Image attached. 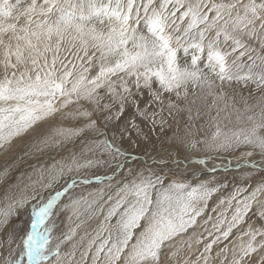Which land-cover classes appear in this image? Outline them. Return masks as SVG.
<instances>
[{"label": "snow or ice", "instance_id": "6c2138e0", "mask_svg": "<svg viewBox=\"0 0 264 264\" xmlns=\"http://www.w3.org/2000/svg\"><path fill=\"white\" fill-rule=\"evenodd\" d=\"M189 49L190 60L179 55ZM240 83L260 93L240 97L243 112ZM209 98L216 115L198 136L192 105ZM230 107L244 127H221ZM182 112L173 140L186 171L170 178L165 162L113 184L136 159L123 146L131 134L149 140ZM24 136L34 151L64 153L34 169L32 199L60 190L31 207V231L0 243V264H23L17 235L27 264H264V0H0V150ZM245 146L242 158L260 159L239 160L238 179L212 175L233 169L211 161ZM93 185L87 199L76 191ZM85 200L99 222L58 229L57 207ZM28 204L14 198L3 225Z\"/></svg>", "mask_w": 264, "mask_h": 264}, {"label": "rangeland", "instance_id": "374dc122", "mask_svg": "<svg viewBox=\"0 0 264 264\" xmlns=\"http://www.w3.org/2000/svg\"><path fill=\"white\" fill-rule=\"evenodd\" d=\"M192 52L193 50L189 49L187 54L181 51L179 55L187 60H190ZM233 88L237 94V102L235 107L241 109V112H243V100H240V97L247 99L249 98L250 94L253 98L260 95L259 92L254 90V86L250 88L244 83L234 84ZM229 93L231 96V90H229ZM210 102L211 98H209L207 101L197 100L196 103L192 105L193 124L195 126L193 131L198 136L205 135L209 131L207 121L209 120L210 116L216 115V108H211L209 110L207 107ZM232 102L233 101L229 99V103L231 104ZM248 103L249 105L253 104L254 99H248ZM221 107H223L222 104ZM197 109L200 111L199 118H196ZM228 113H231V121L224 118ZM187 117L188 114L186 112L180 113L175 120H170V127L166 126L163 131L157 129L156 131L150 133L149 140H144L143 138L137 139L135 133L133 132L131 135L133 141L135 142L132 143L126 140L123 146L129 151L130 155L136 159L130 160L124 168L123 173L118 174L112 183L115 184L117 181L122 179H133L139 171L143 170L145 166H152L157 171H159V168H156V165H162L165 162H167L168 166L164 168V173H167L170 178H179V172L186 171V162L181 163L178 172L175 161L178 159L183 160L184 153L179 150L178 141H174L173 137L182 136L184 134ZM55 122L59 123L60 118L57 117ZM220 122L221 127L225 130L244 127L247 123L246 120L242 119L238 124L236 121L235 110L231 107L227 110V112L221 113ZM202 125L203 127H201ZM46 128H48V125L42 124L41 128L38 129V132L43 131ZM145 131H148L146 126ZM77 146H79V142ZM248 151H252V149L245 146L231 154H220L219 158L211 161V163L218 164L222 167H227L228 169L233 170L228 172H216L212 175H215L218 180H225L226 177V182H232L234 178L238 179L239 173L234 171V169L236 163L239 160L260 159L258 154L251 158H242L241 154ZM62 155H64V153L57 155L50 151H34L32 145V136L18 138L12 143L10 148L6 150H0V211L6 209L8 205L13 202L14 198H17L21 195L27 197L29 200V204L20 211L19 215L9 218V222L6 227L3 225V217L0 216V234L7 233V236L0 235V243L3 244L4 248L8 246L6 241L12 239L14 231H31V207L37 206L42 200H46L48 197L54 195L56 191L60 190L59 186L53 189L41 188L39 189V198L32 199L33 189L38 187V184L33 182L36 181L37 171L39 168L41 166L47 167L54 164L56 161L60 160ZM203 156L204 153L202 151L197 153V157L202 158ZM195 158L196 157H194V159ZM34 169L37 171H34ZM129 169H131V171H129ZM104 172H106V169H102L100 174L103 176ZM108 175L111 176V173H108ZM196 175H199V172H197ZM208 178H211V176ZM253 180L259 182L260 174H253ZM252 186L255 187V184ZM96 187L98 186L93 185L91 188H77L76 191H83L87 199L88 191H94ZM99 187L103 186L101 185ZM63 200L66 201L67 197H64ZM92 211L93 209L89 207L86 200L82 201L75 209H64L62 206H58L56 209L57 228L61 231H68L70 228L74 227L75 224L83 221V226L77 230L78 234H82L85 228L94 227L99 222V218H91ZM12 247L14 254L23 261V264H27L26 256L21 255L22 247L20 245L18 235ZM0 250L3 249L0 248Z\"/></svg>", "mask_w": 264, "mask_h": 264}, {"label": "bare ground", "instance_id": "6f19581e", "mask_svg": "<svg viewBox=\"0 0 264 264\" xmlns=\"http://www.w3.org/2000/svg\"><path fill=\"white\" fill-rule=\"evenodd\" d=\"M145 143V142H144Z\"/></svg>", "mask_w": 264, "mask_h": 264}]
</instances>
